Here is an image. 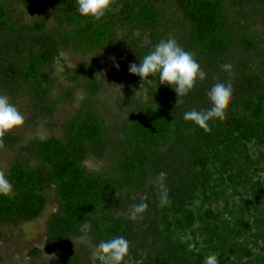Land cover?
<instances>
[{
	"label": "trees",
	"instance_id": "obj_1",
	"mask_svg": "<svg viewBox=\"0 0 264 264\" xmlns=\"http://www.w3.org/2000/svg\"><path fill=\"white\" fill-rule=\"evenodd\" d=\"M53 7L54 32L43 21L25 24L26 14ZM114 9L97 21L81 17L75 0H0V90L28 93L49 116L45 71L62 49L114 55L125 71L168 38L193 54L206 80L179 104L158 79L141 80L147 99L130 96L127 118L112 126L93 100L104 83L96 77L62 138L22 146L3 136L19 160L5 175L14 190L0 196V226L36 221L54 200L45 247L61 264H90L85 249L71 247L82 236L93 245L124 236V264H203L209 254L218 264H264V0H115ZM226 63L231 68L222 71ZM228 77L226 115L210 131L185 122V111L210 107L207 91ZM91 157L106 169L89 172ZM160 183L168 193L163 207ZM138 203L147 210L133 220Z\"/></svg>",
	"mask_w": 264,
	"mask_h": 264
},
{
	"label": "rangeland",
	"instance_id": "obj_2",
	"mask_svg": "<svg viewBox=\"0 0 264 264\" xmlns=\"http://www.w3.org/2000/svg\"><path fill=\"white\" fill-rule=\"evenodd\" d=\"M16 9L19 13L24 10L21 6H17ZM57 14V7H53L46 15L38 11L31 15L26 14L25 24L33 26L37 21H43L46 30L52 33L57 27ZM117 64L114 55L77 52L72 48L62 49L53 67L45 71L52 85L51 101L48 105L49 108H53L51 115H43L28 93L20 90L16 92L0 90V94L8 96L10 102L25 118L21 127L4 136L17 137L21 140L22 146L49 137L62 138L65 124L83 107L85 100L90 98L86 89L87 82L96 77L103 78L104 83L93 100L97 103L105 121L113 126L127 118L130 96L138 101H144L147 99L146 92H142L143 87L139 77L130 74L128 69L123 71L122 66L117 69ZM68 93L72 95L71 99ZM2 137H0V172L7 175L11 166L19 160V153L7 148L1 140ZM85 165L89 172H100L107 167L105 161H99L95 157L88 158ZM56 210L57 204L52 200L40 219L19 226H0V264H61L60 259L45 247L49 233L48 221ZM71 247L77 252L85 249L90 264L95 262L93 257L95 245L87 236L73 240ZM33 248L41 249L38 259L30 257Z\"/></svg>",
	"mask_w": 264,
	"mask_h": 264
},
{
	"label": "clouds",
	"instance_id": "obj_3",
	"mask_svg": "<svg viewBox=\"0 0 264 264\" xmlns=\"http://www.w3.org/2000/svg\"><path fill=\"white\" fill-rule=\"evenodd\" d=\"M77 13L84 18L100 20L106 14L115 11V0H75ZM117 69L119 65H116ZM230 64L222 65V71H229ZM130 74L139 77L143 83H153L158 79L162 86L170 87L177 95L178 104L182 97L188 96L197 81H205L207 73L201 69L191 52L184 50L173 38L161 40L147 54L140 57L139 63L128 67ZM151 78V79H149ZM231 77L217 80L207 91L210 107L206 109L185 111L183 120L210 131L209 123L226 115V105L233 94ZM140 92V91H139ZM137 92V93H139ZM136 93V94H137ZM25 122L24 115L10 102L8 96L0 94V137L13 132ZM164 174H160L161 181ZM158 197L161 207L168 204V193L163 183L158 185ZM10 180L0 172V196L7 197L13 192ZM147 210V204L138 203L130 212L133 220L139 218ZM130 244L124 236H115L102 240L94 247L93 257L98 264H124L129 255ZM203 264H218L216 254L205 256Z\"/></svg>",
	"mask_w": 264,
	"mask_h": 264
}]
</instances>
